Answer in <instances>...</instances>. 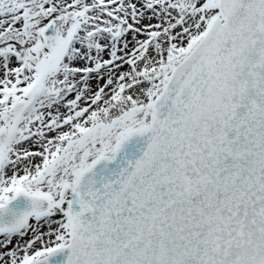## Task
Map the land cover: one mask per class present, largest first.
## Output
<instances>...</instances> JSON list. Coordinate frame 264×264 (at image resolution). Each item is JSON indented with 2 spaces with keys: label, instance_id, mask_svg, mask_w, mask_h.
Here are the masks:
<instances>
[{
  "label": "snow or ice",
  "instance_id": "6c2138e0",
  "mask_svg": "<svg viewBox=\"0 0 264 264\" xmlns=\"http://www.w3.org/2000/svg\"><path fill=\"white\" fill-rule=\"evenodd\" d=\"M0 264H264V0H0Z\"/></svg>",
  "mask_w": 264,
  "mask_h": 264
}]
</instances>
